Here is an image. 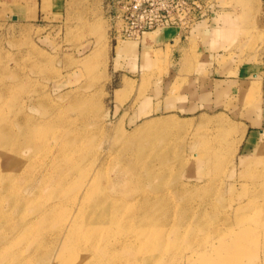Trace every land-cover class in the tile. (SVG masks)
<instances>
[{"label":"rangeland","instance_id":"rangeland-1","mask_svg":"<svg viewBox=\"0 0 264 264\" xmlns=\"http://www.w3.org/2000/svg\"><path fill=\"white\" fill-rule=\"evenodd\" d=\"M212 2L136 38L108 0H1L0 264H264V0ZM168 29L176 54L153 45ZM157 197L169 208L142 206ZM97 199L139 219L82 229ZM44 204L82 230L5 249V226L40 225Z\"/></svg>","mask_w":264,"mask_h":264},{"label":"bare ground","instance_id":"bare-ground-1","mask_svg":"<svg viewBox=\"0 0 264 264\" xmlns=\"http://www.w3.org/2000/svg\"><path fill=\"white\" fill-rule=\"evenodd\" d=\"M149 37L150 36L146 34L144 36V39L146 40ZM225 134H227V138L230 135L228 133H225ZM202 144L207 146V147L208 146L211 147L209 141L207 143L204 141V142H202ZM210 161H213V157L209 155L207 162L210 164L211 163ZM159 168H161V167H159ZM134 176H135V174H133V172H131L130 177L128 175L126 178H124L123 179L124 182L122 181L124 183V186L128 187V184H130V183L133 184L134 178H135ZM64 184L65 183L63 182V180L59 181V182H57L55 184V186H53L52 189H54L57 193H62L65 196L66 193L64 192V189H65ZM180 190H181V188H180ZM170 198L171 197H169V199ZM149 200L150 201L146 200L145 202H143L142 206H144L147 210H151V212L154 209H157V211L158 210H163V207H164L163 205H165L166 208H169L166 204H164V200L161 199V197H157L155 199H149ZM94 202H95V205L90 209L91 212H92L93 218H91V219L89 218L91 216V214L88 215L86 213L84 215L83 214L81 215L82 218L85 221L88 222V224L86 223L85 227L83 226L82 229L96 228L97 225H94V224L91 225L90 224L91 222H94V220L100 221V223L102 222L103 225L107 224L108 226H119V227L129 226V227H133L136 224V222H137L136 218L139 219V216H136V212L134 211V210H136V208L135 207H129L128 205H125L124 204L125 202L121 203V202H116V201H113V200L106 201L104 199H97ZM52 206L53 205L46 206V204H44V206H41L38 209L37 214L40 215V217H41V222L39 223L40 225H38V226L37 225L36 226L32 225L33 223H31V219L26 220L25 218H23V220H22V222L20 224V225H22L21 228H16L15 227V228L12 229V226H10V224L8 223L5 226L6 228L4 229V231L2 230V233H3V235H2L3 236V242L2 243H5V249H7L8 247L11 248L14 245H16V241L17 240H27V241L29 240L32 243H38L45 236V234H46L45 232L47 231L46 228L49 225L52 226V228H55V227H60L61 228V227H64V226L65 227H70L71 231H69V232L71 233V235L72 236H74V235L77 236L76 232H78V230L79 231L82 230V229H80L82 227L81 224L78 223L79 222V216L78 217L77 216H75V217L73 216V218H71L70 217L71 215H67L68 216L67 218L65 217L64 220H59L58 221V218H59L60 215L58 216L57 213H55L54 211H51ZM148 214H150V213H148ZM5 216H6V214H0V218L1 217L4 218ZM89 221H90V223H89ZM138 222L141 225H146V226L150 225V224L158 225V223L159 224L160 223H166V222H158V220L151 221V219L147 220L146 218L145 219L141 218ZM42 229H45V230L43 232H41ZM39 231H40V233L36 234ZM56 231H58V230H56ZM63 242L65 244L66 241H63ZM97 248H98L97 244H94L93 251L98 250ZM6 252L7 251H5V250L3 251L4 254ZM20 256H21V254L14 255L13 256V261L16 260V261L20 262V260H21ZM67 256L68 257H66V258H70L71 257V255H67ZM116 259H118V260H116ZM119 260L120 259L116 257L112 263L114 264V262H118ZM32 261H33L32 259H29V260L27 259L26 263L27 262H32ZM26 263H24V264H26ZM70 263L73 264V262H69V264ZM100 263H101V260H98L97 262H95L94 260H89V257H88L85 261L83 260L82 262H78V263H75V264H100ZM55 264H58V262H55Z\"/></svg>","mask_w":264,"mask_h":264},{"label":"built area","instance_id":"built-area-1","mask_svg":"<svg viewBox=\"0 0 264 264\" xmlns=\"http://www.w3.org/2000/svg\"><path fill=\"white\" fill-rule=\"evenodd\" d=\"M108 4H122L120 14L130 24L128 35L139 38L159 28H191L203 16L196 15L194 4L214 3L212 0L207 3L199 0H108Z\"/></svg>","mask_w":264,"mask_h":264},{"label":"crops","instance_id":"crops-1","mask_svg":"<svg viewBox=\"0 0 264 264\" xmlns=\"http://www.w3.org/2000/svg\"><path fill=\"white\" fill-rule=\"evenodd\" d=\"M12 1V0H9ZM46 4H68L67 0H45ZM1 4V0H0ZM12 4H44V0H13ZM176 33L174 29H168V32H164L160 34L158 37L156 36L155 39L153 40V45L155 47H159L163 50H166L167 45L172 46V52L173 54H176L180 49L179 46L180 44H175V41L177 40V36H175ZM148 45V44H147ZM145 44H142V47H148Z\"/></svg>","mask_w":264,"mask_h":264}]
</instances>
